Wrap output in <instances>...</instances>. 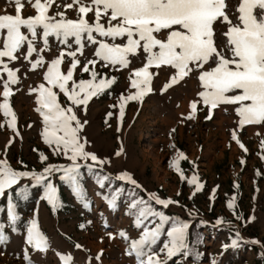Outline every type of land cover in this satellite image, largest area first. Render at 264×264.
I'll use <instances>...</instances> for the list:
<instances>
[{
	"label": "rangeland",
	"instance_id": "obj_1",
	"mask_svg": "<svg viewBox=\"0 0 264 264\" xmlns=\"http://www.w3.org/2000/svg\"><path fill=\"white\" fill-rule=\"evenodd\" d=\"M228 2L231 13L238 0ZM70 3L72 0H55L49 9V15L64 12L68 18L76 19L78 5L66 8L65 5ZM23 4L22 17L36 14L27 0H23ZM15 9L14 0H0V15H15ZM87 18L92 22L94 13H89ZM101 22L106 25V18ZM224 27L226 26L216 25L219 30ZM22 31L27 34L26 29ZM38 33L34 43L39 50L45 48V45L42 30L38 29ZM93 35L97 40L106 39L108 43L125 42L121 39L112 41L110 38H102L97 33ZM163 35L165 34L162 33L161 36ZM69 44L73 51L79 47L74 38H70ZM97 47L98 45L88 42L86 37L83 40V54L77 53L81 64L73 77L77 82L80 79H90V74L83 72L82 67L87 60L96 59L94 53ZM62 49H66V46L55 36H50L46 50L42 53L34 52L29 59H25V45L17 53L18 60L8 61L4 58L9 67L19 69V83L11 85L14 95L10 98L11 107L17 116L16 130L19 131V136L6 123L0 128V158H6L15 169L42 171L47 164L72 163L62 154L55 155L52 148L44 143L41 135L42 118L35 111L36 94H29L30 87L45 82L43 75L48 64L59 57ZM38 55L43 56L45 63L33 71L31 62ZM130 59L132 62L128 68L111 65L104 67L103 61L98 63L96 71L100 76L115 77V82L103 93L93 97L86 110L82 105L74 108L81 123L87 121L79 133L82 140H87L86 150L110 162L90 169L83 166V160L79 161L82 165L78 173L81 193L77 195L67 181L63 184L64 197L69 204L67 210L49 214L43 207L44 203L41 205L38 221L49 245L42 252L30 247V261H25L19 254L20 247L26 243L27 229L17 225L19 229L14 230L6 224L10 231L7 240L0 243V264H62L61 254L71 256L70 264H137L135 255H128L127 251L130 240L139 238L142 227L135 225L136 217L131 214L129 206L134 200L144 201V197L155 203L151 199L152 193L178 202L168 207L163 206V210L175 211L177 218L188 223V234L193 235L192 254L188 257L177 255L169 259L167 264H262L264 148L261 142L264 141V123L239 127L240 118L235 111L238 105L229 104H221L213 109L212 117L208 119V107L198 103L195 118L186 119L190 102L199 100L197 94L203 90L198 80L199 71L192 72L162 92L161 89L176 71L171 66L164 65L150 69L153 73L152 91L142 101H128L121 118L119 98L122 94L126 96L136 91L130 87L129 76L132 69L142 66L143 53H140V58ZM70 63L71 58L66 56L61 70L66 73ZM211 66L214 65L206 66V69ZM91 67L89 65L90 69ZM0 75L7 79L6 73ZM2 91L0 82V92ZM59 101L65 107L71 103L62 93L59 94ZM113 105L116 107H112ZM109 112L112 116H108ZM4 122L5 117L0 112V123ZM233 130L247 151L232 139ZM10 139L12 143L8 145ZM121 147L123 153L117 156ZM41 152L48 157L47 161L40 160ZM180 153L186 158H180ZM182 159H187L190 164L184 166L185 170L179 165L183 163ZM242 160L244 163H241ZM88 163L92 162L89 160ZM174 163L184 173L185 179L181 178ZM123 171L132 174L140 187L117 179V175ZM52 175L61 178L63 173L56 172ZM193 175L198 177V183L202 185L199 191H196L195 185L188 183ZM105 176L108 177L107 180L103 179ZM27 180L32 181L31 178L21 180L25 191H33L34 189L26 188ZM100 181L103 182V187ZM56 183L58 182L55 181V188ZM6 194L13 201V198H20L18 191H6ZM113 196H116L115 207L108 202ZM233 197L234 206L229 208L228 203ZM21 201L26 202V205L22 207L20 215L22 219L31 221L32 203L29 205L27 198ZM2 216L3 220L8 221L7 214L3 211ZM102 219H105V224L101 222ZM218 219L222 223L217 224ZM121 230L128 235V240L118 235ZM109 232L115 238L110 239ZM237 232L239 237H236ZM162 235L164 237L158 246H162L167 239L166 231ZM233 239H237V245L225 248L224 245H231ZM77 244L81 247H76ZM101 251L102 255L97 260ZM161 259H164V254H161Z\"/></svg>",
	"mask_w": 264,
	"mask_h": 264
},
{
	"label": "snow or ice",
	"instance_id": "obj_2",
	"mask_svg": "<svg viewBox=\"0 0 264 264\" xmlns=\"http://www.w3.org/2000/svg\"><path fill=\"white\" fill-rule=\"evenodd\" d=\"M36 10V14L22 17L23 0H14L16 4L15 15H0V73H6L7 79L0 75L3 91L0 92V112L5 117V122L0 123V128L7 127L16 130L17 116L10 104V98L14 95L11 85L19 83L17 73L19 69H12L8 61L19 59L17 53L26 45L25 59H29L34 52L42 53L48 45V38L55 36L62 49L59 57L54 58L48 64L43 75L45 82L36 87L29 88V94H36L37 107L35 111L42 118V138L55 155H64L72 163L68 165L47 164L42 171L15 169L6 158H0V197L5 196L6 191L12 190L22 178H31L36 185L44 184L45 193L42 199H46L55 209L58 205L56 188L48 179L56 172H62L61 179L66 180L74 192L79 195L81 187L78 173L82 167L80 160L88 168L102 167L109 163L104 158L86 150V139H81L79 133L87 121L81 123L74 108L81 105L87 109L89 101L107 90L116 80L115 77L100 76L96 71V65L101 61L103 66L109 65L120 68H128L131 65L130 57L140 58L142 66L132 69L129 76L130 87L136 89L134 93L121 95L119 98V114L123 118L125 105L128 101H142L143 97L152 91L151 83L153 73L151 68L171 66L175 74L161 89L165 92L172 85L179 83L194 71H199L198 80L202 91L198 92L199 100L190 102V111L186 119H194L197 113L198 103H202L209 109L208 119L212 117V110L221 104L238 105L235 108L239 116V127L264 123V0H238L234 10L229 12L228 0H72L65 5L71 9L78 5L77 18H68L64 12L49 15V9L55 0H27ZM94 13V20L89 21L88 14ZM58 17V18H57ZM106 18V25L102 19ZM220 24L223 30L216 28ZM26 29L27 34L22 31ZM38 29L42 30V39L45 48L37 49L35 40ZM94 33L102 38L124 40V43H108L106 39L97 40ZM165 34L161 36V34ZM31 37V39L29 38ZM98 45L94 56L83 64L82 71L90 74V79L74 80V72L81 64L77 53L83 54V40ZM70 38H74L77 47L71 50ZM71 58L67 72L61 70L65 57ZM45 63L43 56L31 62V70H36ZM91 65V69L89 68ZM214 65L208 67L206 66ZM99 77V78H98ZM71 82V87H69ZM54 89H58L55 91ZM62 93L71 103L65 107L59 101ZM112 107H116L113 105ZM108 116H112L109 112ZM232 139L241 149L247 151L240 142L236 131L232 132ZM12 143L10 139L8 145ZM264 148V141L261 142ZM7 147V146H6ZM123 153V147L116 153ZM180 158H186L180 153ZM42 162L48 157L44 153L39 154ZM92 163H88V161ZM241 163H244L242 160ZM176 170L180 172L182 179L184 173L174 163ZM133 186L140 187L132 174L127 171L119 173L116 177ZM107 180L108 177L103 178ZM101 187L103 182L100 181ZM188 183L196 186L199 191L202 185L198 183V177L193 175ZM20 198H26L27 193L18 190ZM151 199L156 204L168 207L178 203L170 198H160L155 193ZM229 201L228 207L233 208V202ZM116 196L111 197L109 205L115 207ZM141 205H144L141 207ZM130 211L136 219L134 221L142 232L138 239H131L128 255H135L137 264H167V261L177 255L188 257L191 255L188 243L187 222L172 221L166 230L167 239L158 246L164 226L170 222V218L162 212H155L150 205L143 200H134L130 203ZM16 205L9 199L7 206L8 220L15 226L18 216ZM152 219H149V218ZM158 218V222L156 220ZM239 218V217H238ZM222 223L217 220V224ZM83 228L84 225H81ZM120 235L128 240V235L121 230ZM239 232L236 237H239ZM110 239L115 238L111 232ZM8 238L4 223H0V243ZM258 243V241H252ZM26 243L33 250L46 251L49 241L47 236L39 228L38 220L33 218L27 228ZM237 239H233L231 245L236 246ZM158 246V251L156 247ZM76 247H81L76 245ZM164 254V259H161ZM102 251L97 255L99 260ZM24 259L30 260L27 250ZM62 264H70L71 256L61 254Z\"/></svg>",
	"mask_w": 264,
	"mask_h": 264
},
{
	"label": "crops",
	"instance_id": "obj_3",
	"mask_svg": "<svg viewBox=\"0 0 264 264\" xmlns=\"http://www.w3.org/2000/svg\"><path fill=\"white\" fill-rule=\"evenodd\" d=\"M54 177H55L54 175H51V176L48 177V179L51 181V183L54 186H55V181L58 182V184L56 183L57 184V188H58V189L56 188L57 200H58V203H59V200L62 201V203L60 204V207L57 205V207L55 209H53V206L51 204H49L46 199H42V197L44 196V193H45L44 184L36 185L34 181L27 180L26 183L28 184V187H26V188L34 189L33 191L28 192V190L25 191V189L23 187V184L20 181L19 182L20 184L13 186V189L12 190H8V191H9V193L15 192V191H18V190L25 191L27 193V197L26 198H27V201H28L29 205H30V203H32L31 207H30V214L32 215V218H36L38 220V217H39L38 212H39V209L41 208V205L43 203H44V205H43L44 209L46 210V212L48 211L49 214H55V213H58V212H61V211H65V210H67V208L69 206L68 201H67L68 199L64 197V193H63V190H62V189H64L63 188L64 182L67 183L66 180H63L60 177L59 178L55 177V181H54ZM26 198H13L14 199V201H13L12 197L10 195H8V194H5V196L0 197V200L3 199L2 202H0V223L5 222L4 225H5V230H6L7 234L9 233L10 228L14 229V230H17V228L19 229L18 226H21V227L23 226V227H25L27 229L28 223L30 221H28V219L27 220L26 219H22V215H20L22 207L24 205H26V202L21 201V199H26ZM9 199H11L12 202L15 203V205H16L15 211L17 213L18 219H17V222H16L15 226H13L12 223L9 220L5 221V220L2 219L3 218L2 211H3L4 214H7V206H8V203H9ZM29 220H31L30 217H29ZM6 224H8L10 226V228L7 229ZM39 224L40 223L38 221V225ZM39 228H40V226H39ZM40 229L43 230L42 228H40ZM42 232L45 234L44 231H42ZM30 247L31 246H29L28 244L23 243L22 246L20 247L19 254L21 256H23L25 254V250H27L28 255L30 257L31 256L30 253H29Z\"/></svg>",
	"mask_w": 264,
	"mask_h": 264
},
{
	"label": "trees",
	"instance_id": "obj_4",
	"mask_svg": "<svg viewBox=\"0 0 264 264\" xmlns=\"http://www.w3.org/2000/svg\"><path fill=\"white\" fill-rule=\"evenodd\" d=\"M181 161H183V163H181V164H179L180 165V168L181 169H183V170H185L184 168V166L185 165H190L189 164V162H188V160L187 159H182ZM120 183V182H119ZM60 195V194H59ZM141 197H144V196H141ZM144 201L146 202V204L147 205H150L151 207H152V210L153 211H155V212H162L165 216H167V217H169L170 218V222L168 223V224H165V226H164V229H165V231L168 229V227H170V224H171V222L172 221H175V220H180L181 221V218H177V214H176V212L175 211H166V212H164V210H163V206L162 205H159V204H155V203H153L152 201H150V199L149 198H147V197H144ZM62 203V201L61 200H59V203H58V206L60 207V204ZM144 206V205H143ZM156 220H157V222H158V218H156ZM164 231V232H165ZM163 234V233H162ZM191 235V234H190ZM189 234H188V243H189V251L190 252H192L193 250H194V248H193V244H194V241H191V239L193 238V235H191L190 236ZM163 235H161V237H160V240L157 242V245H159L160 244V241H161V239H163ZM154 247H157V246H154ZM192 254V253H191ZM262 262V264H264V260L263 261H261Z\"/></svg>",
	"mask_w": 264,
	"mask_h": 264
}]
</instances>
